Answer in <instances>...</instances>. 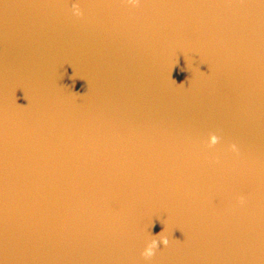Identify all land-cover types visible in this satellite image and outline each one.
<instances>
[{"label": "water", "instance_id": "95a60500", "mask_svg": "<svg viewBox=\"0 0 264 264\" xmlns=\"http://www.w3.org/2000/svg\"><path fill=\"white\" fill-rule=\"evenodd\" d=\"M0 264H264V0H0Z\"/></svg>", "mask_w": 264, "mask_h": 264}, {"label": "clouds", "instance_id": "9594fccd", "mask_svg": "<svg viewBox=\"0 0 264 264\" xmlns=\"http://www.w3.org/2000/svg\"><path fill=\"white\" fill-rule=\"evenodd\" d=\"M126 2L129 5L132 6H136L139 3V0H126ZM73 15H75L76 17H81L83 16V12L79 6V4H74L73 5ZM182 84V83H181ZM218 141V138L213 135L210 137V146L211 145H215ZM231 150L233 152L237 151V147L235 144L231 145ZM245 201L243 198H240L239 203L243 204ZM163 245L165 247H167L169 245V239L166 235H164V231H162L161 233L157 234L155 237H153L146 245V247L144 248L143 252L141 253V255L143 256V258L145 260H150L156 253L157 248Z\"/></svg>", "mask_w": 264, "mask_h": 264}]
</instances>
